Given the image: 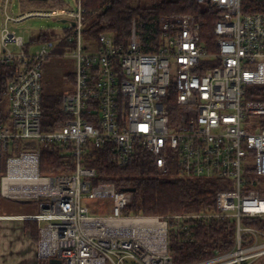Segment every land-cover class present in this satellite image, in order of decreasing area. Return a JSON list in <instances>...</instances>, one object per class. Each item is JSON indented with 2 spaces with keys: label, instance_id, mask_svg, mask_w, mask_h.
<instances>
[{
  "label": "built area",
  "instance_id": "2783aa9c",
  "mask_svg": "<svg viewBox=\"0 0 264 264\" xmlns=\"http://www.w3.org/2000/svg\"><path fill=\"white\" fill-rule=\"evenodd\" d=\"M197 1L201 11L216 13L215 37L203 36L202 24L192 13L165 14L159 22L161 46L152 52L143 50L135 28L127 44L101 32L91 50L83 42L82 0H77L75 10L6 15V26L33 16L75 22L66 36L30 46L7 27L0 37V61L16 65L0 98L9 112L8 120L0 123V158L5 151L14 153L10 144L35 143L8 159L7 175L0 182L3 185L9 176L12 160L33 156L36 180L23 173L26 180L18 188L34 194H7L39 203L40 213L32 218L51 239V255L46 258L61 264H173L171 226L181 229L193 221L234 219V246L190 264H264V227L244 223L250 218L264 221V98L250 96L264 92L258 89L264 86V5L245 11L249 0ZM64 43L75 59L74 89L62 97L64 124L43 131L44 65L59 55ZM88 142L97 148L111 143L118 167L126 166L137 146H143L161 175L220 181L224 189L216 195V209L125 215L133 191H118L111 183L93 186L97 172L82 163ZM45 143H71L75 170L42 175ZM85 197L111 200V212L89 214ZM139 217L164 224L165 245L160 251L119 224Z\"/></svg>",
  "mask_w": 264,
  "mask_h": 264
},
{
  "label": "trees",
  "instance_id": "16d2710c",
  "mask_svg": "<svg viewBox=\"0 0 264 264\" xmlns=\"http://www.w3.org/2000/svg\"><path fill=\"white\" fill-rule=\"evenodd\" d=\"M264 5V0L245 2V11H254ZM84 8L83 35L97 40L99 33L112 35L118 43L127 44L135 28L141 39L144 51H157L162 43L159 30L160 17L171 13H192L202 24L203 36L213 39L216 13L207 9L201 11L197 0H82ZM52 34L40 32L29 42L34 45L52 39ZM65 45L57 50L62 53ZM16 65L0 61V98L8 81L14 76ZM74 82L73 73L68 74ZM264 91V86H258ZM64 93H53L43 88L42 130L54 131L63 125L66 116L62 111ZM264 98V92L250 95ZM9 118L6 103L0 105V123ZM32 141H17L12 144L13 152H3L0 158V179L7 175L8 159L19 156L24 149H32ZM82 163L94 168L97 176L93 186L102 183L114 184L118 191L133 190V201L125 208L130 216H166L188 212H205L216 209V195L224 189L215 179H193L173 173L161 175L154 163L153 155L143 146H137L130 162L118 167L114 162L111 143L97 148L88 142L83 153ZM76 168L73 145L71 143H45L41 147L40 173L42 175L70 174ZM245 224L264 227V221L257 218L246 219ZM35 239H39L37 227H32ZM169 250L173 264H190L215 255L218 251L230 250L236 240V221L234 219H210L193 221L181 229H169ZM51 258H40L39 264H52Z\"/></svg>",
  "mask_w": 264,
  "mask_h": 264
},
{
  "label": "rangeland",
  "instance_id": "374dc122",
  "mask_svg": "<svg viewBox=\"0 0 264 264\" xmlns=\"http://www.w3.org/2000/svg\"><path fill=\"white\" fill-rule=\"evenodd\" d=\"M151 1V0H143ZM7 6V8H6ZM77 0H0V37L4 27L11 32L24 38L26 42H30L32 38L40 32L51 33L52 39L64 37L71 32V24L60 22L58 17H29L19 23H9L5 25L6 15L17 17L32 11H51L61 8L75 10ZM85 45H91V50H95L97 42L90 37L83 36ZM1 51V47H0ZM73 50L67 49L58 56L52 57L44 65V86L48 91L53 93H65L74 89V82L68 76L75 71V59L71 56ZM8 107V105L6 104ZM12 148V144H10ZM176 170V166L173 167ZM85 205L89 207V214H107L106 210L111 205V200L85 197L83 199ZM16 205V204H14ZM20 207H39L38 202L19 203Z\"/></svg>",
  "mask_w": 264,
  "mask_h": 264
},
{
  "label": "crops",
  "instance_id": "0c3cea01",
  "mask_svg": "<svg viewBox=\"0 0 264 264\" xmlns=\"http://www.w3.org/2000/svg\"><path fill=\"white\" fill-rule=\"evenodd\" d=\"M30 202L35 201L21 202L8 195L5 183L0 182V264H39L40 258L51 255L50 237L42 234L40 224L32 218L40 213V207L19 206ZM111 208L112 203L106 210L110 213ZM32 227H37L39 239Z\"/></svg>",
  "mask_w": 264,
  "mask_h": 264
},
{
  "label": "bare ground",
  "instance_id": "6f19581e",
  "mask_svg": "<svg viewBox=\"0 0 264 264\" xmlns=\"http://www.w3.org/2000/svg\"><path fill=\"white\" fill-rule=\"evenodd\" d=\"M23 173L24 175L25 173L27 174L25 175L27 178L29 177L34 181L36 180L35 178H32L37 174V165L32 155L25 156L24 159L21 160L11 161L10 174L5 179L6 193L15 194L17 196L34 194L33 192H27L25 189L22 190L21 188H18L23 181ZM119 224L127 229H131L135 235L141 238L151 248L160 251L165 245V226L163 223L158 222L157 218L139 217L120 221Z\"/></svg>",
  "mask_w": 264,
  "mask_h": 264
},
{
  "label": "water",
  "instance_id": "95a60500",
  "mask_svg": "<svg viewBox=\"0 0 264 264\" xmlns=\"http://www.w3.org/2000/svg\"><path fill=\"white\" fill-rule=\"evenodd\" d=\"M59 21L60 22H63V23H69V24H71L72 26H74L75 25V22L74 21H70V20H68V19H59ZM128 191H133V190H128ZM21 202H28V201H30V200H20ZM50 263H52V264H61V260H58V259H56V258H51L50 259Z\"/></svg>",
  "mask_w": 264,
  "mask_h": 264
}]
</instances>
